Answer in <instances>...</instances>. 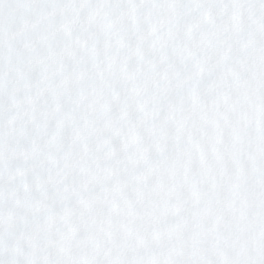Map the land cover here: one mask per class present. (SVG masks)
<instances>
[{"label": "snow or ice", "instance_id": "snow-or-ice-1", "mask_svg": "<svg viewBox=\"0 0 264 264\" xmlns=\"http://www.w3.org/2000/svg\"><path fill=\"white\" fill-rule=\"evenodd\" d=\"M0 264H264V0H0Z\"/></svg>", "mask_w": 264, "mask_h": 264}]
</instances>
